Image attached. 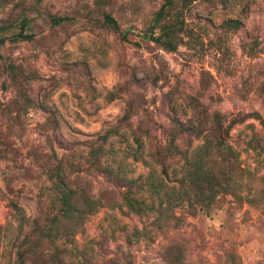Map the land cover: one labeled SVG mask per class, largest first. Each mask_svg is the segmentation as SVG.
Instances as JSON below:
<instances>
[{"label": "rangeland", "instance_id": "1", "mask_svg": "<svg viewBox=\"0 0 264 264\" xmlns=\"http://www.w3.org/2000/svg\"><path fill=\"white\" fill-rule=\"evenodd\" d=\"M2 39L0 264H264V0H0ZM61 181L97 208L42 241Z\"/></svg>", "mask_w": 264, "mask_h": 264}, {"label": "trees", "instance_id": "2", "mask_svg": "<svg viewBox=\"0 0 264 264\" xmlns=\"http://www.w3.org/2000/svg\"><path fill=\"white\" fill-rule=\"evenodd\" d=\"M171 3V2H169ZM168 5V3H167ZM167 5H165L164 7H162V9H160V11L157 13L156 16V21H161L163 19H165L167 17ZM52 20V24L57 26L59 24H62L66 21L69 20V18L67 17H57L54 16L51 18ZM104 21H105V25L114 30L115 32L120 33L121 32V28L117 22V20L112 17L110 14H106L104 16ZM175 25L173 23H170V26H168V30L164 33H161V35L159 36H155L154 33H151L149 35H147V39L151 40L153 42H155L156 44H159L160 46H162L163 48H165L168 51H176L178 48V44L176 43L172 36L175 35L177 33V31L174 29ZM131 32H136V31H131ZM128 33L129 31H125L120 33L122 39L126 40L128 37ZM34 38L33 34H26L25 33V28L23 27L22 31L14 36H12L9 40L13 41V42H18V41H30ZM6 43V39H2L0 41V44H5ZM208 146H206L205 148H207ZM221 152L223 151L222 145L219 144L216 146ZM196 163H198L200 165L196 176L190 174L189 178L191 180V188L192 190L195 192L196 196H197V200L199 201H205L208 200L209 197L212 195L211 193L214 192V185L213 182H215V180L218 178L217 175L215 174H210V170L208 168V165H206L205 160L204 159H198L196 161ZM61 171H58L57 174L55 176H58L59 178L61 177ZM51 176L52 179H55ZM220 179H217V184L219 183ZM58 193L62 196V199L59 200V202H61V210H59L58 213H56L52 218H50L48 220V223L46 225V227L41 231L40 235L42 237V241L47 240L49 242L55 243L57 240L59 239H63L65 237L69 236V230L66 228L65 231H62L60 228V222L61 219H65V220H69V218L71 217L72 212H77L79 214H82L84 216L92 213L95 211L94 204L91 203L93 205L90 204V201L88 199H86V203L87 204V209L85 210H81V209H75L72 205H71V200L73 198V195L75 194L72 189H70L69 187H66L65 183H60ZM228 188L230 187V184L227 185ZM211 192V193H210ZM181 197L180 199L182 200L184 197V194L181 193ZM206 196V198H205ZM127 200V204L129 205V199L126 198ZM131 200V199H130ZM131 205V204H130ZM95 208V209H94ZM74 209V210H73ZM67 227V226H66ZM68 231V232H67ZM73 235V234H71Z\"/></svg>", "mask_w": 264, "mask_h": 264}]
</instances>
